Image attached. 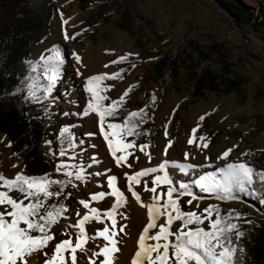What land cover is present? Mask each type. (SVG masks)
<instances>
[{
  "label": "rangeland",
  "instance_id": "1",
  "mask_svg": "<svg viewBox=\"0 0 264 264\" xmlns=\"http://www.w3.org/2000/svg\"><path fill=\"white\" fill-rule=\"evenodd\" d=\"M242 1L252 5L255 0ZM52 4L50 32L41 43L30 46V52L32 58H37L49 52L53 46L61 49L60 55L64 61L62 72L57 85L45 98L50 104L46 119L50 122L48 130L51 132L56 131L59 123L68 127L72 143L71 147L65 149L54 147L55 162L47 175L51 179L62 175L56 171V165L65 162L77 168L83 167L84 178L76 180L75 176L72 177L64 202L67 211L64 212L60 222L53 226L52 234L55 235V241L50 242L46 251L51 255L55 243L64 239L72 238L74 242L77 229L67 226L75 225L78 219L77 213L82 218L86 212H89L79 204L80 200H86L90 208H97L102 216L99 222L94 219L85 222V232L89 239L83 250H78L76 253L77 264H89L92 252L98 251L99 247L106 243L102 237L95 239L91 237L95 235L97 229H102L106 224L111 226L110 221L103 217L102 213L109 210L115 203V197L110 195L92 201L90 194L110 191L107 188V176L112 174L117 176V187L125 193V201L116 210L117 224L125 226V231L115 237L120 249L115 254V264H130L137 250L139 234L147 224V209L141 207L140 203L131 197V193L127 190L124 173L132 174L144 168L158 167L161 162L167 160L169 165L166 170L174 178V183L176 180L189 183L190 179L194 180L206 172H214L217 167H222L225 163L244 162L242 152L245 148L264 146V43L243 26L238 25L218 0H52ZM124 8L130 11L132 32L120 29L117 25ZM94 10L109 13V21L93 15ZM14 12L0 6V28ZM145 21L150 22L154 30L163 34L161 39H157L152 34ZM89 27L97 28L93 39L75 37L77 31ZM65 34L69 37L68 39H65ZM136 39H140L146 47L153 48L155 51L162 50L173 56L182 55L188 40H195L202 48L212 44L219 45L228 62L234 64L235 72L246 80L243 84L244 99L241 102L238 101L234 91L205 92L202 97H194L192 95L193 78L184 68L179 69V75L174 79L169 72H165L161 77H154L150 72L151 59H144L130 65L125 77L111 81V88L107 93L108 101L111 103L118 100L125 93L128 85L137 78L142 79L145 75L140 89L135 93H128L127 98L132 109H139L144 91H153L157 96V104L148 113V119L160 131L155 135L154 143L143 151L139 146L147 145L146 142L134 143L135 146L124 153L125 155L131 153L127 162L131 164L130 168L117 167L108 150L107 142L100 135L98 117L94 113L83 115L90 96L84 91L83 86L85 78L89 76L112 74L116 71L118 67L111 63L114 58L126 52H139L140 47L136 45ZM73 52L81 57V64H77L72 56ZM105 65L108 66L105 67ZM201 66L210 67L213 70L219 68L210 62H202ZM44 85L46 84L42 78L35 81L36 97L42 92ZM179 104L182 106L179 111L181 123L175 124L174 135L167 136L164 128L171 111ZM201 116L204 117L203 120L200 119ZM111 122L123 123L120 119H113ZM105 128L107 130L106 125ZM88 133H94V135L89 136ZM201 137H204L203 141ZM51 138L53 139L54 135ZM190 138L193 139L191 145L188 144ZM124 139L130 141L127 136ZM169 141L171 146L167 147L165 155V148ZM203 143H207L208 147L203 148ZM8 144L7 137L0 133V154L8 157L6 165L0 168V174L10 179L15 173L22 171L23 163L13 152L12 146H7ZM227 149H231L229 156L225 159H217ZM62 150L66 152L64 157L59 155ZM185 153H188L187 160H185ZM69 156H75V159L70 160ZM93 156L96 157L95 163L91 160ZM205 157L208 159L205 160ZM172 162L191 163L200 167L193 169L197 170L196 176L186 178L181 177L178 169L172 167ZM96 173L100 174L96 175ZM157 174L163 175V173ZM154 175L156 174L141 177L140 184H133V190L138 193L144 204L153 202L154 193L146 191L144 184L147 183L148 188L151 189ZM167 187V185H158L156 194L166 192ZM192 188L199 198L194 200L191 206L187 203L191 197H181L189 211H196L203 215V207L208 202L219 200L214 195L207 196L197 192L194 185ZM11 197L19 200L16 194H11ZM227 204L240 211L247 208L255 212L253 206L241 200H232ZM0 210H3V206H0ZM255 215L256 217L250 223L247 222L244 225L245 240L253 233L258 223L259 213L255 212ZM164 222L165 218L160 217L157 225ZM202 226L207 229V221ZM189 227H195V225ZM178 228H180V222L174 221L172 230L175 231ZM156 231L158 227L150 230L149 235ZM170 239L173 238L170 237ZM147 243L153 242L149 240ZM248 248L249 244L246 243L243 248L244 256ZM170 254L171 249H169ZM33 255L37 257L38 264H43V253ZM92 259L99 261L102 257L99 259L92 257ZM67 264H71L70 257L67 258Z\"/></svg>",
  "mask_w": 264,
  "mask_h": 264
},
{
  "label": "snow or ice",
  "instance_id": "2",
  "mask_svg": "<svg viewBox=\"0 0 264 264\" xmlns=\"http://www.w3.org/2000/svg\"><path fill=\"white\" fill-rule=\"evenodd\" d=\"M68 38L65 34V39ZM72 56L77 64L82 63L81 57L77 53L73 52ZM126 58V56H121L117 61H111V63H117ZM63 62L58 50L54 55L46 58L43 76L47 84L43 86V98L48 97L57 85ZM107 66L105 65V67ZM79 74V70H77V75ZM117 75L118 73H105L85 78L84 91L89 93L90 96L83 115L87 116L94 113L98 117L100 135L107 142L108 150L116 166L130 168L131 164L127 162L131 153L129 152L128 155L124 153L135 145L134 142L125 141L124 137L140 134L137 131L138 123L135 118L140 117L142 122L145 109L140 108L128 112L122 124L110 121L109 118H114L117 115L119 106L124 103L128 92L126 90L118 100L112 101L110 104L101 103L107 97L101 93L100 82L104 79H113ZM29 98L40 99L35 97L34 92H30ZM200 119L203 120L204 117L201 116ZM62 131L67 132V129ZM193 132H195V129H193ZM88 135L91 136L94 133H88ZM200 139L203 141L204 137ZM188 144H193V139L190 138ZM7 146L11 147V142ZM170 146L171 141L165 148V155L167 154V147ZM197 146L200 147L201 145ZM69 147H71V143ZM139 147L143 151L149 146L140 145ZM202 147L207 148L208 144L203 143ZM230 152L231 149L225 150L217 159L227 158ZM117 153H120V155H117ZM59 155L64 157L66 152L62 150ZM68 159L74 160L75 156H69ZM187 159L188 153H185V160ZM207 159L208 157H205V160ZM91 160L93 163L97 162L95 156L91 157ZM168 165L169 161L165 160L158 167L144 168L132 174L124 173L127 190L131 193V197L135 198L141 207L147 209V224L144 225L139 234L137 250L132 256L130 264H236L238 248L233 242V234L235 240H240L243 233L239 230L237 223L231 222V212H229L227 218L222 219L221 212L213 205L204 208L203 215L198 214L196 211H183L181 197H191L187 201L188 205L191 206L193 201L199 198L194 194L192 188V185H194L200 192L214 195L220 200L238 199V193L251 196L257 199L259 205L264 209V192L258 193L255 188L257 182L264 187V173L259 174V181H257V173L250 165L244 162L225 163L222 167H217L214 172H206L194 180L190 179L189 183L179 180L174 183V178L166 170ZM172 167L178 169L180 173L188 175L190 170L200 166L191 163L177 164L172 162ZM56 171L62 173L68 179H51L47 174L28 176L23 173H17L14 178L9 179L0 174V206H3V210H0V264H28L31 256L37 253H43V264H67L68 257L71 259V264H77L76 253L78 250H83L89 239L85 232V222L90 219L99 222L102 216L97 208H90L88 201L80 200L79 204L84 209H88L90 214L86 212L80 218L79 213H77L78 219L75 225L67 226L77 229L74 242L72 238H69L55 243V247L49 255L46 249L49 247L50 242L55 241L52 227L60 222L63 218L62 214L67 209L63 206L56 207L55 204L49 205L46 202L52 197L62 196L65 186L71 182L73 176L76 180L84 178L83 167L77 168L75 165L65 162L57 163ZM157 173H163V175ZM99 174L96 173V175ZM149 174H156L151 181V189L148 188L147 183L144 184L146 191L154 193L153 202L144 204L138 193L133 190V184H140V178ZM116 182L117 176L109 174L107 176V188L110 191L90 194V200L92 201L110 195L115 197V203L112 204L109 210L102 213L103 217L110 221L111 226L109 227L106 224L102 229H97L95 235L91 237V239L102 237L106 243L99 247L98 251L92 252L89 257V264H97V260L92 259V257L97 259L102 257L103 259L99 260V264H115V254L120 251L115 237L125 231V226H118L116 210L125 201V193L117 187ZM158 185H167V191L156 194ZM54 186L57 187L54 188ZM13 190L19 191L23 199L18 201L12 198L9 193ZM213 215H215L214 219ZM160 217H164L165 222L157 225V220ZM235 219H240L238 214ZM174 221L180 222V228L175 231L172 230ZM205 221H207V229L202 226ZM246 222L250 223V221ZM190 225H195V227H189ZM157 227L158 231L149 235L150 230ZM170 237L173 239H170ZM149 240L153 243H147ZM169 249H171L170 255ZM239 251L243 252V249H239Z\"/></svg>",
  "mask_w": 264,
  "mask_h": 264
},
{
  "label": "trees",
  "instance_id": "3",
  "mask_svg": "<svg viewBox=\"0 0 264 264\" xmlns=\"http://www.w3.org/2000/svg\"><path fill=\"white\" fill-rule=\"evenodd\" d=\"M218 1L238 25L243 26L264 43V0H255L252 5L242 0ZM0 6L15 11L0 28V133L4 134L11 142L13 152L23 163L22 171L17 173L41 176L51 172V166L55 162L54 147L65 149L72 143L69 128L65 125L59 123L56 131L48 130L50 122L46 119V115L50 104L43 98V90L37 96L40 99L29 98L30 92H34L36 97L35 81L39 78L44 79L46 58L54 55L57 50L61 54V49L58 46L51 47L49 52L39 55L37 58H32L30 52V46L41 43L50 32L53 4L52 0H0ZM102 10L104 11V9ZM103 11L94 10L92 14L104 21H109L110 14L103 13ZM145 22L150 27L152 34L157 39H161L163 34L154 30L150 22ZM117 25L120 29L133 31L132 17L128 8L123 9L121 20ZM96 32V27H89L77 31L75 37L77 39H93ZM136 45L140 47L139 52H126L113 59V61H117L121 56L127 57L125 60L113 63L118 67L113 72L118 73L115 78L104 79L100 82L101 93L107 97L101 103L110 104L107 93L111 88V81L122 79L128 74L130 65L144 59H151L150 72L154 77H161L165 72H169L175 79L179 75L180 68L186 69L193 78L192 95L194 97H202L205 92L227 93L234 91L238 101H243V84L246 80L235 72L234 64L228 62L219 45L212 44L202 48L195 40H188L186 50L182 52V55L176 56L146 47V44L140 39H136ZM202 62L213 63L219 68L213 70L210 67L201 66ZM142 79H145V75L142 76ZM142 79L137 78L128 85L127 92L132 94L140 89ZM44 82L47 84L45 79ZM156 104V94L153 91L145 90L140 107L145 109L143 121H140V117L135 118L138 123L137 131L140 134L127 136L131 142L140 144L146 142L148 146L154 143V137L160 129L149 122L148 113L154 109ZM181 107V104L177 105L169 115L164 128V133H167V136L174 135L176 133L175 124L181 123L179 116ZM139 109H132L126 96L124 103L119 106L117 115L109 119L110 121L120 119L123 122L128 112ZM63 129H67V132L62 131ZM52 135H54L53 139ZM242 157L246 164L254 168L257 173V181H259V174L264 173V146L245 148ZM17 173L10 179L14 178ZM54 179L67 180L68 178L59 175ZM70 183L65 186L62 196L52 197L46 203L65 208L64 202ZM255 188L258 193L264 192V187L259 182ZM195 189L197 192L203 193L199 189ZM11 194H16L19 200L23 199L19 191L13 190L9 193L10 196ZM203 194L211 196L208 193ZM237 195L238 199H219L208 202L203 209L209 205L215 206L221 212L222 219L227 218L231 212V222L237 223L239 230L243 233L240 240H235L233 234V242L238 248L236 264H264V209L259 205L257 199L242 193ZM232 200L246 202L254 207L255 212L259 213L258 223L246 240L244 239V225L247 223L246 221H252L256 217L255 212L247 208L240 211L228 205L227 203ZM181 207L183 211H189L182 199ZM237 214L240 217L239 220L235 219ZM213 216L215 217V215ZM246 243L249 244V248L244 256L239 249H243Z\"/></svg>",
  "mask_w": 264,
  "mask_h": 264
},
{
  "label": "bare ground",
  "instance_id": "4",
  "mask_svg": "<svg viewBox=\"0 0 264 264\" xmlns=\"http://www.w3.org/2000/svg\"><path fill=\"white\" fill-rule=\"evenodd\" d=\"M6 161H8V157L6 155H4V154H0V168L1 169L4 167V164L6 163ZM196 175H197V170H190L188 175H184V174L180 173L181 177H186V178H193ZM28 264H38L37 257L32 255L31 258L28 261ZM97 264H99V261H97Z\"/></svg>",
  "mask_w": 264,
  "mask_h": 264
}]
</instances>
